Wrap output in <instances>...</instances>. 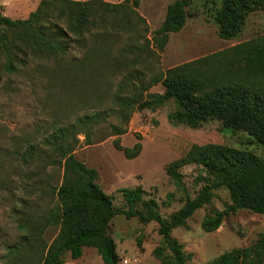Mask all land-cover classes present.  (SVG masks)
I'll list each match as a JSON object with an SVG mask.
<instances>
[{
    "label": "rangeland",
    "instance_id": "rangeland-1",
    "mask_svg": "<svg viewBox=\"0 0 264 264\" xmlns=\"http://www.w3.org/2000/svg\"><path fill=\"white\" fill-rule=\"evenodd\" d=\"M43 0H0V10L13 20H26L36 12ZM122 4L125 0H100ZM176 0H129L128 6L144 22L136 24L138 34L149 39L138 41L134 32L119 30L105 35L96 29L77 42L71 35L69 49L62 58H44L31 53L19 55L14 61L15 71L5 69L7 56L0 50V264H39L41 243L50 245L59 232L54 224L45 226L47 215L57 207L53 188L63 180V171L50 165L51 154L44 140L56 128L75 124L86 115L101 113L105 121L91 135L87 146L85 136L80 141L76 158L90 169L99 172L97 184L112 197L118 214L110 226V234L117 244L118 264H162L153 251L162 241L155 222L143 224L137 218L127 219L122 211L127 204L122 189L141 185L146 199H155L162 217L180 210L188 197L194 198L203 186L202 168L189 165L181 169L184 189L177 188L166 173V165L185 156L190 148L209 143L246 149L264 159V146L244 132L223 130L222 124L212 121L199 129L174 126L168 115L176 110L174 101L156 110H133L129 122L118 116L115 97L120 83L132 77L133 85L148 83L160 72L185 65L212 54L264 35V9L247 18L240 35L231 40L221 39L215 15L223 0H195L187 8L186 25L182 31L169 36L163 52L154 48L153 37L163 24L168 6ZM48 26L66 29L64 20L50 9ZM75 39V40H73ZM156 50L151 57L140 49ZM119 61V62H117ZM152 93H163L159 84ZM113 126L123 127L127 133L113 136ZM132 149L137 143L142 151L137 158L128 159L114 146ZM30 145L38 147L35 156L25 158ZM56 159V157L54 156ZM231 204L226 190L215 192L211 204L198 210L187 226L173 231L172 236L191 257L190 264H210L222 254L255 243L264 235V215L248 210L225 217L221 228L205 233L203 219L213 211H223ZM35 230L36 238L24 243L26 234ZM32 244V246H31ZM24 245V246H22ZM20 248L13 255L11 249ZM64 264H104L97 251L84 249V255L73 260L70 254Z\"/></svg>",
    "mask_w": 264,
    "mask_h": 264
},
{
    "label": "trees",
    "instance_id": "trees-1",
    "mask_svg": "<svg viewBox=\"0 0 264 264\" xmlns=\"http://www.w3.org/2000/svg\"><path fill=\"white\" fill-rule=\"evenodd\" d=\"M194 1L176 0L168 6L165 20L153 37L158 52L165 50L171 34L183 30L187 8ZM128 3L129 0L122 4L100 0H43L26 20H13L0 10V50L5 51L8 62L5 69L14 72V61L19 55L25 57L29 53L47 59L62 58L69 49L67 43L71 35L79 42L96 29L105 35L110 34L108 30L113 32L111 35L119 30L134 32L138 41L145 40V44L150 45L151 41L140 37L136 24L132 23L133 19L138 22L144 19ZM51 8L57 18L66 23L65 30L57 27V32L52 31L47 25ZM259 9H264V0H223L215 15L220 38L238 37L247 18ZM140 52L148 57L157 53L146 49V45ZM132 81L129 77L120 83L115 97L118 116L124 123L129 122L136 108L156 111L174 101L176 110L168 115L174 126L199 129L218 121L223 130L247 133L264 146V35L160 72L148 83L133 85L131 89ZM159 84L164 92L152 93L151 89ZM105 120L101 113L86 114L75 124L56 128L44 140L51 154L49 163L63 171V180L52 190L57 207L45 218V226L54 224L59 232L50 245L38 237L42 252L39 264H64L66 254L78 260L86 248L95 249L104 264L120 261L117 244L110 234L111 222L118 214L112 197L97 184L99 172L88 168L75 156L80 144L77 135H84L86 145L91 146L92 132ZM113 130V136L117 137L127 133L123 127L113 126ZM114 146L128 159L137 158L142 151L140 143L130 149L116 140ZM38 150L37 146L30 145L24 157H33ZM189 165L202 168L206 175L198 181L204 184L194 198L188 197L185 205L167 219L160 214L155 199L145 198L146 191L141 185L120 191L127 204V209L122 211L127 219L137 218L143 224L155 222L159 225L162 241L154 249L153 256L162 264H190L191 257L184 253L183 246L172 233L186 227L198 210L211 204L217 191L226 190L231 204L203 219L205 233L218 231L226 216L241 210L264 215L263 158L249 150L227 145L195 144L185 156L166 165V173L177 188L184 189L181 169ZM36 236L35 230L29 231L24 243L29 244V239ZM19 247L12 248L11 253H19ZM210 264H264V235L250 246L222 254Z\"/></svg>",
    "mask_w": 264,
    "mask_h": 264
},
{
    "label": "built area",
    "instance_id": "built-area-1",
    "mask_svg": "<svg viewBox=\"0 0 264 264\" xmlns=\"http://www.w3.org/2000/svg\"><path fill=\"white\" fill-rule=\"evenodd\" d=\"M123 262H124L125 264H128V259H124Z\"/></svg>",
    "mask_w": 264,
    "mask_h": 264
}]
</instances>
